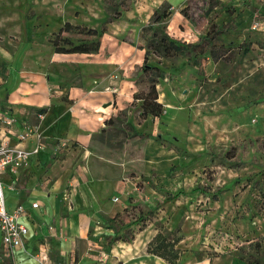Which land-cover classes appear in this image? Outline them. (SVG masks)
<instances>
[{"label": "rangeland", "instance_id": "rangeland-1", "mask_svg": "<svg viewBox=\"0 0 264 264\" xmlns=\"http://www.w3.org/2000/svg\"><path fill=\"white\" fill-rule=\"evenodd\" d=\"M164 1L174 14L155 28L193 44L218 28L213 45L231 43L234 50L230 63H213L197 50L151 54L149 64L160 73L142 72L143 53L129 62L141 60L128 74L134 94H145L150 79L157 80L163 114L142 119L141 101L121 98L125 110L97 139L103 175L123 182L119 201L113 200L123 211L99 236L103 262L169 264L147 253L161 234L176 242V264H264V0H0V57L7 58L0 72L20 64L58 74L67 85L80 69L65 58L51 65L50 43L65 22L104 29L100 47L106 35L110 44L115 38L136 49L146 45L142 29ZM62 36L74 45L96 40L79 30ZM244 41L253 46L239 57ZM113 75L122 78L121 71ZM50 255L60 264L56 252Z\"/></svg>", "mask_w": 264, "mask_h": 264}, {"label": "crops", "instance_id": "crops-1", "mask_svg": "<svg viewBox=\"0 0 264 264\" xmlns=\"http://www.w3.org/2000/svg\"><path fill=\"white\" fill-rule=\"evenodd\" d=\"M112 40L110 44L105 35L97 54L53 53L51 65L65 58L66 65L80 69L67 85L59 83L58 74L20 64L18 69L6 64L0 72V115L16 118L13 132L23 127L33 132L24 148L40 146L29 167L13 177V189L9 188L11 178H2L7 210L18 205L27 209L23 222L29 235L26 250L13 251L2 246L0 235V264H37L28 253L41 251L49 264H55L52 252L60 264H105L99 236L109 232L107 221L123 211L116 196L123 182L103 175L106 160L97 153L96 142L106 122L125 110L128 103L120 99L133 97L134 79L128 74L130 66L138 68L141 60L129 62L144 55L128 43ZM108 44L114 48H107ZM1 57L0 66L7 59ZM115 71H121V79L114 80ZM8 136L14 143V137ZM93 156L98 158L94 166L90 164ZM35 202L39 206L32 209ZM44 237L48 239L42 243Z\"/></svg>", "mask_w": 264, "mask_h": 264}, {"label": "trees", "instance_id": "trees-1", "mask_svg": "<svg viewBox=\"0 0 264 264\" xmlns=\"http://www.w3.org/2000/svg\"><path fill=\"white\" fill-rule=\"evenodd\" d=\"M181 13L186 16L183 12ZM173 11L170 4L166 1L161 3L158 8L152 14L149 23L143 27V39L146 42L144 47L138 49L144 51L143 63L141 70L143 73L149 71H156L160 73L159 68L149 64V56L152 54L156 57L170 58L173 56H182L190 50H197L196 54L208 55L213 63L223 61L230 63L229 54L234 50L233 45L230 43L228 46L224 45H213L215 37L221 34V30L218 28L210 29L205 36L199 38L200 43H186L174 40L171 36L162 28H155V25H160L167 21L172 15ZM73 30H79L85 33L89 37H95L96 40L93 42H81L80 44L74 45L69 39L62 36L63 33H69ZM151 32V37L147 39V33ZM106 33L104 29L100 31L95 29H85L79 26H73L69 22H65L60 28L57 34L53 36L50 41L55 54H97L100 48L99 39ZM251 42L244 41L237 48L239 50V57L246 56L252 48ZM161 75H158V78ZM157 80L151 78L148 91L145 94H134L133 99L141 101L140 105V117L146 119L149 116L153 118H159L163 114V105L158 102V92L156 89ZM43 112V110H42ZM112 123V119L106 122V125ZM133 135L146 137L145 133L133 131ZM175 241H168L165 236L157 234L147 245V253L155 257H158L169 264H176L179 258V250L175 248Z\"/></svg>", "mask_w": 264, "mask_h": 264}, {"label": "built area", "instance_id": "built-area-1", "mask_svg": "<svg viewBox=\"0 0 264 264\" xmlns=\"http://www.w3.org/2000/svg\"><path fill=\"white\" fill-rule=\"evenodd\" d=\"M15 123L16 118L13 115H0V235L2 246L9 251L26 250L29 230L23 219L27 216V209L18 205L11 211L7 210L2 178L4 175H8L11 178L9 188L13 189L15 184L13 177L21 170L28 168L31 160L40 151L39 145L30 149L22 146L33 132L26 127H23L21 132H13L11 129ZM8 135L14 137V143H11ZM38 206L39 204L35 202L31 208L37 209ZM28 257L34 259L37 264H49L46 254H43L42 251L36 254L28 253Z\"/></svg>", "mask_w": 264, "mask_h": 264}]
</instances>
